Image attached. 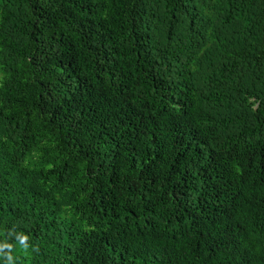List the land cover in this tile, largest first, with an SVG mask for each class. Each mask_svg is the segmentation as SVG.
<instances>
[{"label":"trees","instance_id":"16d2710c","mask_svg":"<svg viewBox=\"0 0 264 264\" xmlns=\"http://www.w3.org/2000/svg\"><path fill=\"white\" fill-rule=\"evenodd\" d=\"M0 264H264V0H0Z\"/></svg>","mask_w":264,"mask_h":264}]
</instances>
